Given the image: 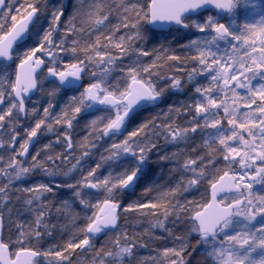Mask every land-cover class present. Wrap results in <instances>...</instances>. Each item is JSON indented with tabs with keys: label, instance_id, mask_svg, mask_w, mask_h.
<instances>
[{
	"label": "snow or ice",
	"instance_id": "6c2138e0",
	"mask_svg": "<svg viewBox=\"0 0 264 264\" xmlns=\"http://www.w3.org/2000/svg\"><path fill=\"white\" fill-rule=\"evenodd\" d=\"M0 264H264V0H0Z\"/></svg>",
	"mask_w": 264,
	"mask_h": 264
},
{
	"label": "trees",
	"instance_id": "16d2710c",
	"mask_svg": "<svg viewBox=\"0 0 264 264\" xmlns=\"http://www.w3.org/2000/svg\"><path fill=\"white\" fill-rule=\"evenodd\" d=\"M169 39H172L171 37H169ZM184 99V97L181 95H175L171 97V100H175V101H182ZM171 102V101H170ZM145 116H148L149 113H145ZM174 149L169 148V151H173ZM156 160V157L153 156V161ZM170 165L166 164V163H162V164H158V163H153L150 169V175H152L154 178L155 177H162V176H167L168 175V169H169ZM133 223H135V221H133Z\"/></svg>",
	"mask_w": 264,
	"mask_h": 264
},
{
	"label": "rangeland",
	"instance_id": "374dc122",
	"mask_svg": "<svg viewBox=\"0 0 264 264\" xmlns=\"http://www.w3.org/2000/svg\"><path fill=\"white\" fill-rule=\"evenodd\" d=\"M36 179H39V177H36ZM150 253H151V246L149 247V249H140V255H141V257H145L146 258V257L149 256Z\"/></svg>",
	"mask_w": 264,
	"mask_h": 264
}]
</instances>
